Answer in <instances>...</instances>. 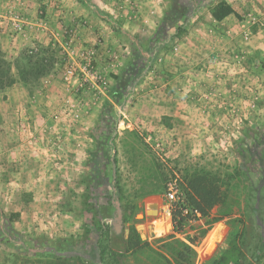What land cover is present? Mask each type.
<instances>
[{"label": "rangeland", "instance_id": "374dc122", "mask_svg": "<svg viewBox=\"0 0 264 264\" xmlns=\"http://www.w3.org/2000/svg\"><path fill=\"white\" fill-rule=\"evenodd\" d=\"M225 1L240 17L206 27L208 39L239 44L232 50L215 42L202 44L216 64L191 60L189 72L208 83L198 86L199 78L189 82L175 98L176 105L183 101L186 107L169 115L148 108L162 99V90L145 92L162 62L128 55L129 42L118 52L106 47L107 41L129 38L111 29L118 20L114 11H106L98 22L60 8L64 0H0V54L11 64L13 80L0 90V238L9 239V244L0 242V264H116L107 254L103 262L98 247L102 240L107 243L113 226L126 238L133 227L159 249L163 243L157 239L174 234L165 184L175 182L182 197L191 176L228 193L211 212L221 219L203 240H196L195 264L219 256L232 234L244 254L241 264H264V8L250 0ZM216 2L112 0L107 8L120 13L168 8L166 15L184 35L211 20L208 11ZM90 35L91 44L85 42ZM186 36L185 46L194 47ZM87 50L96 52L91 65L95 78L83 72ZM31 58L33 63L44 59L46 72L24 82L18 66L30 72ZM66 65L75 69L71 81L65 77ZM141 154L158 159L164 173L154 168L162 183L131 180ZM116 171L126 224L115 196ZM157 194L160 202L151 198ZM185 203L179 201L174 211L181 205L189 208ZM188 211L184 230L196 238L210 226L199 213ZM13 213L20 219L10 224L7 216ZM85 235L90 241L84 244ZM124 262L161 260L144 248L126 255Z\"/></svg>", "mask_w": 264, "mask_h": 264}, {"label": "crops", "instance_id": "0c3cea01", "mask_svg": "<svg viewBox=\"0 0 264 264\" xmlns=\"http://www.w3.org/2000/svg\"><path fill=\"white\" fill-rule=\"evenodd\" d=\"M64 1L65 3L63 4L66 5L60 4V8H71L73 16L77 17L78 15V17L82 16L83 18L95 17L98 22L101 21V17L103 15H106V11H114L115 16L117 17L116 19L118 20L113 23L111 29H120L121 34L126 36L128 35L129 38L125 42L122 40V36L120 38H115L112 41H107L106 47L111 50H117L116 52H118L119 49H122L126 44L128 45L127 42H129L130 45H128V49L125 50H128V55L132 52L137 58L141 57L142 59L147 57L146 59L149 61H155L158 59L162 62L161 70L156 72L154 71L155 73L153 74V77L155 78V81L146 87L145 92L150 93L151 91L157 92V89H159L158 91L162 90V99L157 100L156 102H150V104H148V108L152 110L162 109L165 113H169V115L178 112L175 109L181 110L186 107L187 104H183V101L178 102L177 106L175 98L179 95V92L187 89L189 82L193 80L195 81V79L199 78L198 86L203 84L201 76L199 77V75L189 72L190 63H188V61L192 60L196 65L200 62H215L216 64V61H213L211 54L207 53L209 51H206L204 49V45L202 44L209 42L213 44V42H215L220 48L222 47L224 49L223 46H227L228 50H232V47L237 48L239 44H235V42L231 43L230 40H224L223 38H216L215 40L208 39L207 35L206 27L222 26L228 22L233 15L229 16L222 22H217L212 18L211 13L208 11V18L211 19L209 22H202L200 25L198 24L196 27H192L193 32L183 35V33L179 34V30L181 28L175 27L177 23H174L172 16L166 15L169 11L167 10L168 8H136V11L131 9L128 11L126 10L125 13L122 11L120 13L116 8H107L111 6L112 0ZM138 1L141 2V0ZM142 1L144 2V0ZM250 1L252 3H256V8H264V0ZM35 7L37 8L39 6L35 4ZM49 8H51V5ZM81 10L82 12L79 14V11ZM111 19L113 18L111 17ZM179 25L181 27V24ZM186 35L190 36L194 47L185 46V41L187 39ZM91 38L92 36L88 37L85 42L88 41V43L91 44V41H93ZM130 46L132 47L131 51H129V48L131 49ZM218 46L214 48H218L219 50ZM216 55H218V58L220 54L216 52ZM207 83L202 86L207 85ZM227 88H229V86ZM186 109L185 112L187 111ZM152 116L154 117V115ZM138 169L139 171L136 172L135 175L130 176L134 183L139 182L138 180L141 178L142 181L144 179V182L147 183H159L160 181L162 183V174L154 168V162L150 157L146 156L140 158L138 160ZM150 176L155 177V181L150 182L148 180ZM151 198L159 202L162 200L158 194L156 196H152ZM144 199L147 201V198ZM168 215V219L171 221V214L168 213Z\"/></svg>", "mask_w": 264, "mask_h": 264}, {"label": "trees", "instance_id": "16d2710c", "mask_svg": "<svg viewBox=\"0 0 264 264\" xmlns=\"http://www.w3.org/2000/svg\"><path fill=\"white\" fill-rule=\"evenodd\" d=\"M212 18L217 22H222L231 15H238L234 6L228 3L225 0H217L215 4L210 8ZM183 30H179L181 34ZM31 66V70L26 69V67L19 68V74L22 77V80L25 82L26 77L30 76H39L45 75V60H38L33 63L32 58L28 61ZM12 66L0 54V90H3L13 83L12 80ZM144 156L143 154L140 157ZM150 158L154 162V166L159 170H162V166L159 164L158 159L149 154ZM160 172V171H159ZM161 173V172H160ZM164 173V172H163ZM119 172L116 171V178H114V189L115 196L117 201L121 205V215L123 224L127 223V208L122 203L124 200L123 189L121 185V177ZM164 181H167V176L164 174ZM186 196V205L189 208L181 205L178 210L172 211V222L174 227V234H170L164 237L157 239L158 242L163 243L161 248H153L152 244L142 240L139 233L133 228H130V235L128 238L125 237L123 230L120 233H117L116 227H111V231L108 237L107 243L105 240L98 242L99 249L102 248L103 252L100 254V259L104 262V255H108L116 264H125L124 259L126 255L130 253H136L144 248H147L150 252L158 257L161 262L159 264H195L197 258V251L195 249L196 240H203L208 234L211 226L218 222L220 217H211L212 210L222 204L225 199L228 197V193L220 190V188H213L209 185L204 184L203 179L198 176H191L188 179V185L185 191ZM185 210H189L188 213L192 210L196 214L199 213L203 218H206V224L210 227L203 229L199 232V235L194 238L188 232L184 230L185 222H189V218L184 214ZM190 215V214H188ZM20 219L19 213L10 214L7 216V221L10 224H13ZM176 234L184 235V239L176 237ZM103 235L102 237H104ZM23 241V240H21ZM90 241L88 236H84L83 243ZM0 242L9 244V239L4 240L0 238ZM58 258H61V254L56 255ZM244 258V254L239 248L237 242V234H232L231 237H228L227 248H225L219 256L214 258L209 264H241Z\"/></svg>", "mask_w": 264, "mask_h": 264}, {"label": "built area", "instance_id": "2783aa9c", "mask_svg": "<svg viewBox=\"0 0 264 264\" xmlns=\"http://www.w3.org/2000/svg\"><path fill=\"white\" fill-rule=\"evenodd\" d=\"M18 27L21 30V26L18 25ZM95 55L96 52L94 50H87L82 53V59L86 62V65L83 66V72L87 74V76H92L93 78H95L96 73L92 72L91 65ZM64 70H65L66 80L71 81L75 76V69L73 67L66 65L64 66ZM96 78L99 79L98 76ZM165 186H166L165 200L167 204V212L171 214V212L176 209L179 201L186 200V196L183 195L182 197H178L177 186L175 182L169 181L165 184Z\"/></svg>", "mask_w": 264, "mask_h": 264}, {"label": "water", "instance_id": "95a60500", "mask_svg": "<svg viewBox=\"0 0 264 264\" xmlns=\"http://www.w3.org/2000/svg\"><path fill=\"white\" fill-rule=\"evenodd\" d=\"M120 220H122V215L120 216ZM116 231H117V233H120L121 229L116 227Z\"/></svg>", "mask_w": 264, "mask_h": 264}]
</instances>
